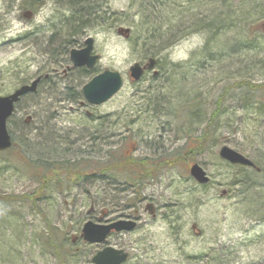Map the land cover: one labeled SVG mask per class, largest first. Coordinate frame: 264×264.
<instances>
[{"label": "rangeland", "instance_id": "rangeland-1", "mask_svg": "<svg viewBox=\"0 0 264 264\" xmlns=\"http://www.w3.org/2000/svg\"><path fill=\"white\" fill-rule=\"evenodd\" d=\"M84 2L94 12L73 47L93 38L92 68L46 49L70 0H0V95L18 78L50 74L7 120L0 264H87L101 244L83 240V223L133 208L136 228L106 239L130 253L124 264H264V171L249 174L218 155L226 145L264 161V96L249 91L264 83V0ZM140 20L147 35L172 38L135 81L129 66L147 59L117 27ZM105 69L118 71L122 86L90 104L82 85ZM192 163L207 183L189 174ZM242 181L253 183L252 209Z\"/></svg>", "mask_w": 264, "mask_h": 264}, {"label": "water", "instance_id": "water-1", "mask_svg": "<svg viewBox=\"0 0 264 264\" xmlns=\"http://www.w3.org/2000/svg\"><path fill=\"white\" fill-rule=\"evenodd\" d=\"M30 16L29 12L25 13ZM93 38L88 36L84 40V46L81 48H71L69 59L74 66H86L92 68L98 59L97 54H92ZM155 60L149 58L145 64L134 62L129 66V76L137 81L146 69L154 67ZM40 77L37 76L29 83H24L13 89L6 95H0V151L6 150L12 145V137L7 129V118L13 113L15 103L21 96L28 92H35ZM123 83L121 74L116 70L105 69L93 75L86 83L82 85L81 92L83 97L91 104L99 105L110 99L118 92ZM218 155L230 164L241 165L245 167H254V162L244 156L239 151L222 145L218 150ZM189 174L199 183H206L209 177L203 168L193 163L189 167ZM151 208V206H148ZM136 221L133 219L120 218L109 223H96L87 220L81 233L85 241L89 243H102L111 231H131L135 228ZM128 257V252L123 248H117L112 245H105L99 249L88 264H123Z\"/></svg>", "mask_w": 264, "mask_h": 264}, {"label": "trees", "instance_id": "trees-1", "mask_svg": "<svg viewBox=\"0 0 264 264\" xmlns=\"http://www.w3.org/2000/svg\"><path fill=\"white\" fill-rule=\"evenodd\" d=\"M84 4H86V7H83ZM89 4L90 3L88 4L85 3L84 0H70V6H71L70 10L71 11L67 16L64 17L65 18L64 23L61 24V26H59L55 30H51V33L45 38L46 49L52 52L56 51L58 56H61V57L63 56L64 58L67 57L69 50L73 47V45L77 41V35L82 33L83 31L82 30L83 29V25H82L83 19L90 16L91 13L94 12L93 8ZM157 28L159 29V27ZM117 29L118 31H123L124 33H126L128 40L130 42V49L133 51L140 52L142 59H148L150 57L154 58L155 55L157 54L159 45H161L159 48H161L162 46H165L167 43H170L168 40L172 38V37L170 39L167 38L166 41H158V38L159 36H161V33H158V36H156L155 32L149 35H147V33H144L143 31L146 32V29L147 31L149 30L148 23L146 22V20H143V21L140 20L137 24H133V23L125 24L124 27L122 28L117 27ZM168 29H170L169 26H168ZM157 41H158V44H156ZM41 42L43 43L44 40H41ZM135 49H139V50H135ZM51 63L52 62L48 59L47 65L51 66ZM38 75L41 76L40 83L47 81L48 77L50 76L49 72L47 71L38 72L37 74H35V76H38ZM26 81L27 80L25 79V77H21V78H18L16 84H22V83H25ZM244 85L245 84H242V86ZM245 87L247 88L248 85ZM253 88H254L253 90H249V91L250 92L258 91V95H260L261 97L264 96V83L257 84ZM215 114L216 113L213 112L212 117H214ZM252 161L254 162L256 167H258L259 169L258 172L264 171V161L262 162V160L257 157H253ZM114 164H120V162H117V161L113 162L112 164H110L111 165L110 167L114 168L115 167ZM243 171H249L248 172L249 174L253 173V174L258 175L257 171L252 168H247V169L243 168ZM238 186H239L238 188L239 195L241 196L242 202L247 206V208L250 207V209H252L254 205L257 204L256 203V199H257L256 192L254 190L253 183L248 182V181H242L241 183L238 184ZM131 203L134 204L135 202L131 200ZM262 203L263 202H261V205ZM263 207H264V204H263ZM130 257L131 255H129L128 260L130 259ZM132 257L134 256L132 255ZM134 264H144V263H134ZM154 264H158V263H154Z\"/></svg>", "mask_w": 264, "mask_h": 264}, {"label": "flooded vegetation", "instance_id": "flooded-vegetation-1", "mask_svg": "<svg viewBox=\"0 0 264 264\" xmlns=\"http://www.w3.org/2000/svg\"><path fill=\"white\" fill-rule=\"evenodd\" d=\"M135 212H137V211H135ZM110 221H112V220H110ZM110 221H107V222H110ZM107 222H102V223H107Z\"/></svg>", "mask_w": 264, "mask_h": 264}]
</instances>
